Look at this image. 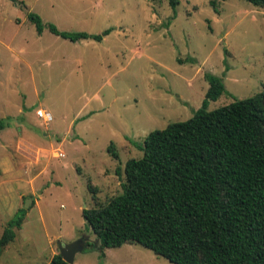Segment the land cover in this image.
Segmentation results:
<instances>
[{
  "label": "rangeland",
  "instance_id": "rangeland-1",
  "mask_svg": "<svg viewBox=\"0 0 264 264\" xmlns=\"http://www.w3.org/2000/svg\"><path fill=\"white\" fill-rule=\"evenodd\" d=\"M212 1L181 0L175 15L168 0H0V236L38 199L0 264H48L59 243L82 237L73 264H174L137 242L103 254L82 209L123 192L127 160L144 153L135 142L195 114L206 73L227 88L210 110L264 89V8ZM29 12L64 31H112L39 34Z\"/></svg>",
  "mask_w": 264,
  "mask_h": 264
},
{
  "label": "trees",
  "instance_id": "trees-1",
  "mask_svg": "<svg viewBox=\"0 0 264 264\" xmlns=\"http://www.w3.org/2000/svg\"><path fill=\"white\" fill-rule=\"evenodd\" d=\"M168 1L176 15L181 0ZM248 1L264 8V0ZM28 16L39 34L48 27L74 42L112 31H64L35 12ZM205 78L209 88L192 117L135 142L144 153L127 160L123 192L82 209L101 251L137 242L174 264H264V89L210 110L227 88L223 76ZM6 124L0 119V133ZM108 150L119 157L114 142ZM26 215L22 207L7 222L0 256ZM48 264L69 263L57 253Z\"/></svg>",
  "mask_w": 264,
  "mask_h": 264
},
{
  "label": "water",
  "instance_id": "water-1",
  "mask_svg": "<svg viewBox=\"0 0 264 264\" xmlns=\"http://www.w3.org/2000/svg\"><path fill=\"white\" fill-rule=\"evenodd\" d=\"M33 202V199H27L25 202V207L28 208L30 204ZM88 241L87 237H82L74 242H70L67 244L59 243L60 254L65 261L69 264H73L75 261V256L77 252L83 251L86 247V242ZM99 243V240H98Z\"/></svg>",
  "mask_w": 264,
  "mask_h": 264
},
{
  "label": "built area",
  "instance_id": "built-area-1",
  "mask_svg": "<svg viewBox=\"0 0 264 264\" xmlns=\"http://www.w3.org/2000/svg\"><path fill=\"white\" fill-rule=\"evenodd\" d=\"M36 113H37V115H38L40 118H44V119H46V120H50V119L53 118V117H52V114L49 113L48 111H46V110L43 109V108H39V109H37ZM60 155L64 156V153H62V154H60Z\"/></svg>",
  "mask_w": 264,
  "mask_h": 264
},
{
  "label": "crops",
  "instance_id": "crops-1",
  "mask_svg": "<svg viewBox=\"0 0 264 264\" xmlns=\"http://www.w3.org/2000/svg\"><path fill=\"white\" fill-rule=\"evenodd\" d=\"M33 202H35V204L38 203V199H35V198H34V199H33ZM33 202H32V203H33ZM19 209H20V208H19ZM19 209H18V210H19ZM18 210H17V211H18ZM17 211H16V212H17ZM15 214H16V213H15ZM99 242H100V241H99ZM55 254H56V252L54 251V252H53V256H54ZM76 255H77V254H76ZM52 258H53V257H52ZM52 258H51V259H52ZM50 261H51V260H50ZM50 261H49V262H50Z\"/></svg>",
  "mask_w": 264,
  "mask_h": 264
}]
</instances>
